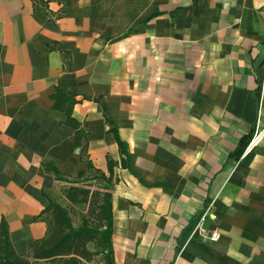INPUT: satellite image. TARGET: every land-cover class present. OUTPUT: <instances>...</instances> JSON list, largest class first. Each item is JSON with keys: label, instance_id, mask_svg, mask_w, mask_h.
<instances>
[{"label": "crops", "instance_id": "crops-1", "mask_svg": "<svg viewBox=\"0 0 264 264\" xmlns=\"http://www.w3.org/2000/svg\"><path fill=\"white\" fill-rule=\"evenodd\" d=\"M262 130L264 0H0V225L17 255L47 235L44 195L99 171L114 264H264V132L246 152ZM208 209L216 242L192 232Z\"/></svg>", "mask_w": 264, "mask_h": 264}, {"label": "trees", "instance_id": "trees-1", "mask_svg": "<svg viewBox=\"0 0 264 264\" xmlns=\"http://www.w3.org/2000/svg\"><path fill=\"white\" fill-rule=\"evenodd\" d=\"M120 152L125 156L122 165L127 166L128 149L117 139ZM79 145V143H78ZM82 157L85 150L82 148ZM84 159V158H83ZM86 166L88 161L84 160ZM91 177L65 181L70 185L64 188L67 206L58 204L48 195L41 212L48 221L47 235L28 246L26 257L17 255L10 243L5 223L0 225V264H90L95 257H101L103 264H114L112 232L113 215L111 190L113 182L99 171ZM95 179L98 189L91 191L87 186H79L86 180ZM58 181H64L56 174ZM86 206L84 214H79V223L74 224L73 207ZM93 246V250L89 249Z\"/></svg>", "mask_w": 264, "mask_h": 264}, {"label": "built area", "instance_id": "built-area-1", "mask_svg": "<svg viewBox=\"0 0 264 264\" xmlns=\"http://www.w3.org/2000/svg\"><path fill=\"white\" fill-rule=\"evenodd\" d=\"M264 130H262L259 133H255L251 139V141L249 142L247 148H246V152L252 150L260 141V137L263 134ZM208 212L209 209L206 210L198 219V221L196 222V224L194 225L193 228V234L199 236L200 239L204 240V241H213L216 242L219 240V234L217 231H212L209 232L205 226L206 221H207V217H208Z\"/></svg>", "mask_w": 264, "mask_h": 264}, {"label": "rangeland", "instance_id": "rangeland-1", "mask_svg": "<svg viewBox=\"0 0 264 264\" xmlns=\"http://www.w3.org/2000/svg\"><path fill=\"white\" fill-rule=\"evenodd\" d=\"M83 184H79V186H87L90 188L91 191H94V190H97L98 189V183H96L95 179H90L88 178V180H86L85 182H82ZM65 187H68V185L66 186H62V189L57 192L56 194V198H54V200H61L63 201L62 202V206H67V202L65 200V197H64V188ZM74 209V212H73V221H74V224L77 225L79 223V214H84L85 213V210H86V206L84 205H76L73 207ZM89 249L90 250H93V246L92 245H89ZM96 261H101L100 258H94Z\"/></svg>", "mask_w": 264, "mask_h": 264}]
</instances>
